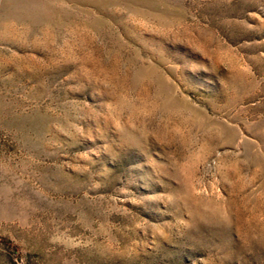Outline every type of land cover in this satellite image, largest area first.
Listing matches in <instances>:
<instances>
[{
  "label": "rangeland",
  "instance_id": "obj_1",
  "mask_svg": "<svg viewBox=\"0 0 264 264\" xmlns=\"http://www.w3.org/2000/svg\"><path fill=\"white\" fill-rule=\"evenodd\" d=\"M0 264H264V0H0Z\"/></svg>",
  "mask_w": 264,
  "mask_h": 264
}]
</instances>
